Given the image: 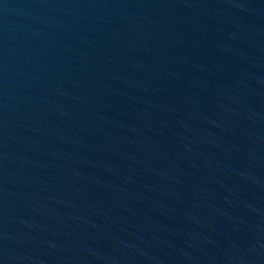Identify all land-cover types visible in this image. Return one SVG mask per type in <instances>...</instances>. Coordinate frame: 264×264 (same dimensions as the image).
<instances>
[{
  "label": "water",
  "instance_id": "water-1",
  "mask_svg": "<svg viewBox=\"0 0 264 264\" xmlns=\"http://www.w3.org/2000/svg\"><path fill=\"white\" fill-rule=\"evenodd\" d=\"M0 264H264V0H0Z\"/></svg>",
  "mask_w": 264,
  "mask_h": 264
}]
</instances>
